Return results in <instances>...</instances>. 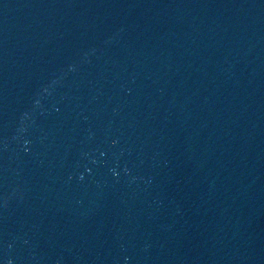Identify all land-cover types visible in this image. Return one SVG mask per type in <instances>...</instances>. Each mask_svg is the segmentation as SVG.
Instances as JSON below:
<instances>
[{"label": "water", "instance_id": "95a60500", "mask_svg": "<svg viewBox=\"0 0 264 264\" xmlns=\"http://www.w3.org/2000/svg\"><path fill=\"white\" fill-rule=\"evenodd\" d=\"M0 264H264V0H0Z\"/></svg>", "mask_w": 264, "mask_h": 264}]
</instances>
